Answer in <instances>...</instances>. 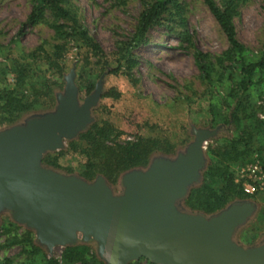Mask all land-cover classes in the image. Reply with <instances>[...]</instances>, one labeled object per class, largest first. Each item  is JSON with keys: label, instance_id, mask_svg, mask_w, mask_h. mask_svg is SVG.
Returning a JSON list of instances; mask_svg holds the SVG:
<instances>
[{"label": "rangeland", "instance_id": "obj_1", "mask_svg": "<svg viewBox=\"0 0 264 264\" xmlns=\"http://www.w3.org/2000/svg\"><path fill=\"white\" fill-rule=\"evenodd\" d=\"M180 1L185 7L184 22L168 12L163 23L149 31L147 40L134 46L131 41L144 9L141 0H67L66 6L72 15L87 28L104 50L105 56L89 58L88 49H80L77 38L61 39L53 28L55 23L72 25V19H58L48 11L38 24L25 25L36 0H0V130L24 123L33 115L54 111L58 102L57 95L65 89L66 76L75 69L81 102L94 92L98 82H102V96L93 109L94 121L100 124L112 123L122 132L119 138L121 141H133L137 136H143L158 139L163 145L166 142L174 145L171 153L154 152L151 161L158 156L175 157L185 151L195 138L193 127L217 129L204 147L207 162L201 173L202 178L209 163V146H222L229 142V127L233 128V125L229 123L228 117L236 107L233 94L238 89L239 76L230 66H217L210 80L202 76L196 53H207L212 61L230 45L203 0ZM215 1L219 5L223 3V0ZM234 20L238 38L244 43L247 56L260 58L264 52V0L242 1ZM165 25L172 28L168 30ZM56 44H66L67 52L63 60L51 66L44 50L54 52ZM130 57L138 60V65L132 70L127 64ZM21 65L27 69L25 76L18 70ZM119 67L120 70H116ZM12 95L23 98L25 104L31 105L17 118L13 116V124L7 120L2 109ZM246 95L245 106L240 107L241 116L253 115L252 120L256 119L255 108L259 116L257 118L263 119L264 84L252 87ZM244 129L256 139L248 153L232 169L236 183L248 180V167L261 168L264 173V125L247 126ZM68 141L65 142L64 150L69 147ZM70 147L60 155L61 167L50 168L81 176L87 158L79 148L74 150ZM124 173L115 184L107 181L116 194L123 191L121 180ZM99 175L104 176L98 173L95 179ZM262 175L253 180L262 188L255 195L243 199L251 200L256 205L253 216L237 229L234 236L244 247L264 241ZM241 184L243 186L244 183ZM10 221H14L11 212H3L0 227L5 223L6 226L0 237V259L10 257L14 264H47L46 257L49 259L53 256L61 264H72L63 257L64 247H55L51 254L37 241L39 247L35 248L28 244L29 240L23 238L26 235L24 228L28 227L20 224L24 228L12 226L11 229ZM6 237H15V240L21 238L22 243L12 245ZM89 242L97 258L86 256L88 258L84 262L77 261L74 264H107L98 255L97 242ZM136 261L134 264H150L143 258Z\"/></svg>", "mask_w": 264, "mask_h": 264}, {"label": "water", "instance_id": "obj_2", "mask_svg": "<svg viewBox=\"0 0 264 264\" xmlns=\"http://www.w3.org/2000/svg\"><path fill=\"white\" fill-rule=\"evenodd\" d=\"M101 96L100 81L81 102L72 69L54 111L0 130V216L10 211L51 254L58 246L94 240L107 264L142 258L155 264H264V241L244 247L234 238L253 216V201L233 202L212 215L181 205L201 178L204 147L217 129L193 127L195 138L185 151L124 173L120 194L102 175L89 181L43 164L46 153L63 149L94 121Z\"/></svg>", "mask_w": 264, "mask_h": 264}, {"label": "trees", "instance_id": "obj_3", "mask_svg": "<svg viewBox=\"0 0 264 264\" xmlns=\"http://www.w3.org/2000/svg\"><path fill=\"white\" fill-rule=\"evenodd\" d=\"M141 1L144 4V9L140 14L138 24L135 28V35L131 41V44H134V46H139L144 43L147 40L146 37L149 31L158 24L163 23L165 15L168 12H171L173 16L180 17L183 22L186 19L184 17L185 7L180 0ZM203 1L214 15L220 28L226 35L230 46L212 61L207 53L198 51L196 53V61L199 70L202 76L207 80L213 78V72L215 69H218L217 66H230L239 76L238 89L236 93L233 94L236 107L228 117L229 123L233 125V128L229 127V142L222 146H209L207 151L209 163L203 172L202 178L199 182L190 187L187 196L182 201L183 206L190 211L212 215L223 210L237 200H243L247 196H252L244 191L241 183L235 182L232 169L236 162L248 153L249 149H251V145H253L256 139L249 136L247 133L248 131L244 128L247 126L254 127L264 125V118H257L259 116L256 115L257 110L255 108L254 116H256V119L254 120H252L253 115L242 117L240 114V107L245 106L244 98L247 97L246 94L248 91L256 85L264 84V52L260 58L247 56L246 47L238 38V31L234 18L238 15L240 3L244 0H223L221 5L216 3L215 0ZM66 2L67 0H36L34 9L31 11L28 22L25 23V25L38 24L48 11L53 13L58 19H72V25L64 22L55 23L53 28L56 34L64 40H75L77 38L79 48L88 49L89 58L92 56H105L101 45L90 35L87 28L72 15L66 6ZM165 26L168 30L172 28L168 25ZM66 46V44H56L54 46V52L44 50L51 66H54L57 61L65 58V51L67 52ZM126 56L127 55H125L124 58L127 59ZM127 64L128 68L132 70L138 65V60L130 57ZM18 70L21 71L23 76L26 75L27 69L24 65L18 66ZM116 70H120V67ZM30 108L31 105L25 104L23 98L14 95L8 97L5 105L2 107L10 123L14 120L13 116L17 118L20 113ZM233 130L235 131L234 134H232ZM121 135L122 132L112 123L103 122V124H100L94 121L86 130L82 131L77 138L68 141L69 147L72 146L74 150L79 148L87 158L85 170L81 173L82 177L87 180H93L98 173H102L107 181L115 184L118 181V177L124 172L134 168L147 167L151 162V157L154 152L161 151L164 153H171L174 150L173 144L171 145L169 142H166V144L163 145L162 141L152 137L146 138L137 136L136 140L133 141H121L119 140ZM118 140L123 143L118 142ZM79 143L84 146H80ZM68 148L66 150H68ZM66 150L61 149L59 151L46 153L43 158V164L48 167L60 168L61 164H59V158ZM9 224V228L11 229L12 226H16L17 229L20 227L24 228L14 221H10ZM5 226L6 223L0 227V237L1 233H4ZM24 229L26 230V235L23 236V238L25 237V240H29V245L35 248L39 247L37 239H35V231L30 228ZM15 237L18 238L17 235ZM15 237H6V240L11 241L12 245L22 243L21 238L15 240ZM92 248L90 242H79L74 245H68L63 248V257L66 262L72 264L77 261L84 262L88 257L97 258L96 253H92ZM46 261H48L47 264H61L58 259L53 256L49 259L46 257ZM136 262L137 261H132L129 264H134ZM148 262L150 264H155L149 260ZM0 264L14 263L12 258L4 257L0 259Z\"/></svg>", "mask_w": 264, "mask_h": 264}, {"label": "built area", "instance_id": "obj_4", "mask_svg": "<svg viewBox=\"0 0 264 264\" xmlns=\"http://www.w3.org/2000/svg\"><path fill=\"white\" fill-rule=\"evenodd\" d=\"M261 174H263L262 177H264V173H262L261 168L258 170L257 167H248L247 176H246L248 180L245 182L241 181V183H244L243 189L247 194H251V195L256 194L259 191V188H262V187L257 186V184L253 182L255 177Z\"/></svg>", "mask_w": 264, "mask_h": 264}]
</instances>
